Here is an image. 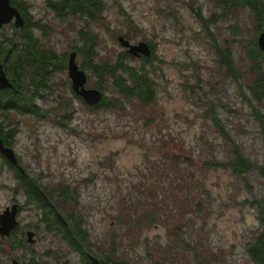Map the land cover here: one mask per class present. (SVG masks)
<instances>
[{
    "label": "rangeland",
    "instance_id": "rangeland-1",
    "mask_svg": "<svg viewBox=\"0 0 264 264\" xmlns=\"http://www.w3.org/2000/svg\"><path fill=\"white\" fill-rule=\"evenodd\" d=\"M22 1L38 22L32 31L39 50L54 51L65 66L52 72V90L36 96L44 117L0 110V123L15 130L11 146L19 163L67 222L83 223L94 252L131 264H256L249 247L261 232L253 197L264 199V177L255 172L264 165V97L255 98L252 87L262 78L264 55L255 66L248 50L257 26L247 8L229 10L218 0H102L105 9L90 19L60 18L46 0ZM81 30L96 36L90 64ZM5 32L9 39L13 27ZM120 35L154 45V99L90 108L72 89L68 55L78 47L86 85L95 87V63L127 53ZM221 52L231 54L238 76L228 73ZM123 56L133 67L143 60ZM20 81L30 87L29 71ZM103 85L113 97L112 82L105 78ZM237 145L254 165L242 175L229 165ZM212 160L221 165L208 166ZM16 176L0 157V213L20 203L16 237L26 240L12 247L0 236V264L13 258L21 264H87L59 231L47 230L42 209ZM64 185L75 200H63ZM27 230L35 231L33 243Z\"/></svg>",
    "mask_w": 264,
    "mask_h": 264
},
{
    "label": "trees",
    "instance_id": "trees-1",
    "mask_svg": "<svg viewBox=\"0 0 264 264\" xmlns=\"http://www.w3.org/2000/svg\"><path fill=\"white\" fill-rule=\"evenodd\" d=\"M219 3L226 4L227 8L230 10L236 7H246L245 9L248 13L252 14L254 21L256 22L257 35L252 39V45L249 48V53L253 58L254 64L256 66L259 57L264 55L258 47L257 37L258 34L264 30V0H218ZM20 9L26 10L22 0H13ZM46 6L51 10L56 16L60 18H65L69 14H79L90 19H96L97 15L105 9V5L102 0H46ZM26 13V12H25ZM197 15L201 20L206 19L202 16L201 11L197 12ZM204 22V27H208L207 23ZM38 22L34 26L36 28ZM40 26V25H39ZM236 30L240 32V27H236ZM46 33V32H45ZM80 35L85 41V48L82 50V54L85 57V62L90 64L94 62V45L96 44V36L81 30ZM24 49L23 51H16L17 44L15 38H5L0 44V57L3 62L7 63L6 74L13 84L12 88H6L0 90V110H15L20 114H33L37 117H44L43 112L38 111L35 99L38 92L41 89L52 90L51 75L55 70H61L65 66V61L54 52H44L38 48V39L34 37V32L29 31L28 27L24 30ZM153 48L151 56L154 54V45L149 43ZM75 47L74 50H77ZM79 52V51H78ZM221 57L223 63L228 67V73L231 76H238L239 73L233 63L232 56L229 52H221ZM128 58L132 56L128 53L123 54ZM121 55L119 59L114 62L105 61L98 63L92 67L95 71H92L97 75L99 81L94 88H98L103 92V99L97 106H107L108 104L115 105L118 107H123L124 99H139L144 102H151L155 96L156 84L154 80L151 79V75L156 73L152 71V64L150 63V57H142V63L138 67H133L124 62V56ZM16 56L17 58H14ZM18 60V63L16 61ZM84 64H82L83 66ZM31 67L33 71L30 73V87H26V84L20 81L21 77L25 74L24 67ZM20 69L17 71V68ZM52 67V68H51ZM53 69V71H51ZM261 80L255 82L253 88V95L255 98L264 97V71H260ZM53 76V75H52ZM108 79L112 82L115 89V95L113 97H107L103 91L104 79ZM77 99H81L76 96ZM123 97V99H121ZM82 100V99H81ZM92 108L94 106L88 105ZM5 113V112H3ZM8 115V113H5ZM69 117V113H65L62 116V120ZM65 124V123H63ZM215 124L225 132L223 124L219 121V116L215 118ZM15 130L10 128L5 130L0 123V136L2 137L4 144L11 146V138L14 136ZM235 156L229 161V165L234 169L235 175H242L249 170L254 169L252 159L246 155L239 145L235 147ZM0 157L4 158L8 166L17 171V180L21 182V186L26 190L29 195L30 201L37 204L43 211V218L46 223L47 230L59 231L63 235V239L77 252L81 253L82 260L87 264H93L88 258L89 254L96 256L101 264H131L127 260L120 258L113 259L108 255H100L93 251L88 240L87 228L80 221H77L76 225H72L67 222L64 224L55 215L54 210L50 207L56 206V209L60 210L55 204L53 197L47 192L46 188L42 186L36 179L32 178L29 173L24 169L25 174L22 171H18L13 165L6 160V158L1 154ZM208 166L217 167L221 163L212 160L207 163ZM255 172L259 177H264V165H260ZM63 193V200H75L74 193L70 191L67 185L61 187ZM43 196H47L51 202L44 199ZM253 202L258 210V221L261 225V232L259 233L256 241L249 247V252L256 264H264V199H260L254 195ZM67 220V218H66ZM56 229V230H55ZM15 228L11 235L6 239L12 242V247L22 246L26 240L24 238L16 237Z\"/></svg>",
    "mask_w": 264,
    "mask_h": 264
},
{
    "label": "water",
    "instance_id": "water-1",
    "mask_svg": "<svg viewBox=\"0 0 264 264\" xmlns=\"http://www.w3.org/2000/svg\"><path fill=\"white\" fill-rule=\"evenodd\" d=\"M14 18V25L16 27H23L25 25V19L21 15L20 11L11 4L10 0H0V26L10 23ZM120 44L125 47L128 54L139 57H150L152 54V48L147 41H139L132 43L129 39L123 35L118 37ZM258 47L264 52V30L258 34L257 37ZM77 52L72 50L68 55L67 70L71 79V85L73 91L80 96L88 105L96 106L100 104L103 99V92L94 87H88V74L84 69L79 67L76 61ZM13 84L3 70V66L0 63V90L6 88H12ZM0 152L11 164L16 165L18 169L24 172L23 167L19 163V158L12 146L4 144L2 137L0 136ZM19 211V203L14 202L8 205L0 213V236L2 238L11 235L12 231L19 225V219L17 217ZM27 242L33 243L35 240V231L27 230ZM88 258L93 264H101L100 260L93 254H89ZM10 264H21L18 259L14 258Z\"/></svg>",
    "mask_w": 264,
    "mask_h": 264
},
{
    "label": "flooded vegetation",
    "instance_id": "flooded-vegetation-1",
    "mask_svg": "<svg viewBox=\"0 0 264 264\" xmlns=\"http://www.w3.org/2000/svg\"><path fill=\"white\" fill-rule=\"evenodd\" d=\"M11 1V4L13 5V6H15L19 11H20V13H21V15L24 17V19H25V25L23 26V27H16L15 25H14V18H13V20L10 22V23H8V24H4L3 26H0V40L1 39H3V38H5L6 37V32H5V27L6 26H8V25H10V27H13V34L12 35H10V38H15L16 39V44H18L16 47H17V50L16 51H23V49H24V46H25V43H24V36H23V33H24V30L28 27V30L29 31H32L33 30V28H34V26L36 25V23H37V21H33L32 20V18H31V16L29 17V15H28V12H27V10L28 9H26V10H23V9H20L15 3H13V0H10ZM26 12V13H25ZM12 36V37H11ZM20 42V44H19V42ZM18 42V43H17ZM139 42V41H138ZM2 42L0 41V44H1ZM132 43H136V42H132ZM152 48V47H151ZM1 49V48H0ZM76 51V50H75ZM0 52H1V50H0ZM77 52V54H78V51H76ZM127 52V51H126ZM152 52H153V48H152ZM142 57H144V56H139L138 58H142ZM77 58V57H76ZM67 62H68V59H67ZM0 63L2 64V66H3V70L4 71H7V63H5V62H3V60L1 59V57H0ZM16 63H18V60L16 61ZM68 64V63H67ZM79 66H81V65H79ZM82 68H83V66H81ZM81 68V69H82ZM20 69V67H18L17 68V71ZM30 70H32V68L31 67H24V70L23 71H30ZM33 71V70H32ZM19 158V157H18ZM13 165V164H12ZM13 167H15L18 171H19V169H18V167L16 166V165H13ZM23 167V166H22ZM24 168V167H23ZM22 173H24L25 174V171L24 172H22ZM26 175V174H25ZM41 194H42V196H43V193H42V191H41ZM44 197V199L45 200H47L48 202H51L50 200H49V198L47 197V196H43ZM14 203V202H13ZM20 203H19V209H20ZM53 210H54V213H55V215H56V217L61 221V222H63L64 224H67V220H66V216L60 211V210H58V209H56V206L55 205H53L52 204V206H50ZM41 209V208H40ZM14 259V258H13ZM12 259V260H13ZM17 259V258H16ZM12 262V261H11ZM10 262V263H11ZM20 262V261H19ZM9 263V264H10ZM21 263V262H20Z\"/></svg>",
    "mask_w": 264,
    "mask_h": 264
}]
</instances>
